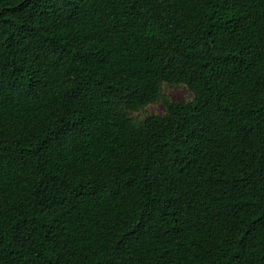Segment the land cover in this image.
Here are the masks:
<instances>
[{
    "label": "trees",
    "instance_id": "1",
    "mask_svg": "<svg viewBox=\"0 0 264 264\" xmlns=\"http://www.w3.org/2000/svg\"><path fill=\"white\" fill-rule=\"evenodd\" d=\"M0 264H264V0H0Z\"/></svg>",
    "mask_w": 264,
    "mask_h": 264
},
{
    "label": "rangeland",
    "instance_id": "2",
    "mask_svg": "<svg viewBox=\"0 0 264 264\" xmlns=\"http://www.w3.org/2000/svg\"><path fill=\"white\" fill-rule=\"evenodd\" d=\"M164 91L176 101H184L192 97V93L185 86H169L165 84ZM164 112L165 107L163 103L160 102L151 104L139 111L132 112L131 115L137 120H142L152 113L163 114Z\"/></svg>",
    "mask_w": 264,
    "mask_h": 264
},
{
    "label": "snow or ice",
    "instance_id": "3",
    "mask_svg": "<svg viewBox=\"0 0 264 264\" xmlns=\"http://www.w3.org/2000/svg\"><path fill=\"white\" fill-rule=\"evenodd\" d=\"M259 222V221H258Z\"/></svg>",
    "mask_w": 264,
    "mask_h": 264
}]
</instances>
